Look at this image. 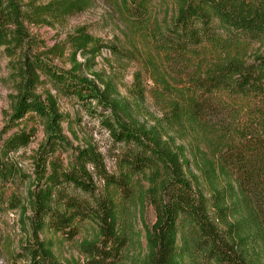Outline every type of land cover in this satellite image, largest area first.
Returning a JSON list of instances; mask_svg holds the SVG:
<instances>
[{"label":"trees","instance_id":"obj_1","mask_svg":"<svg viewBox=\"0 0 264 264\" xmlns=\"http://www.w3.org/2000/svg\"><path fill=\"white\" fill-rule=\"evenodd\" d=\"M161 4L175 8L164 25L152 21ZM88 7L86 0L40 6L0 0V48L19 56L12 115L0 135L2 187L18 176L8 163L10 156L37 136L36 127L22 124L39 121L46 136L26 198L0 199V213L19 211L30 233L8 264H119L128 247L123 220L139 175L147 178L144 201L155 212L154 224L145 228V264H249L232 221L229 192L221 182L234 180L245 196L264 192V0L126 1L127 20L152 42L163 66L197 74L185 84L187 92L174 90L178 98L164 125L150 129L127 122L126 107L109 86L99 89L82 75L84 65L77 64L81 56L90 70L103 49L116 53L115 47L79 29L68 39L74 61L70 71L46 63L45 54L34 51L29 25L58 23ZM253 47L262 52L250 53ZM170 75L158 74V82L169 91ZM41 87L47 88L45 97L37 94ZM59 99L78 104L107 131L121 150L116 176L107 172L94 147L76 149L70 163L60 158L69 146ZM177 126H195L213 136L211 152L176 146L168 129ZM95 177L104 184L102 194ZM85 225L95 226L99 239L83 244V261L61 263L41 240L42 234L52 233L73 242Z\"/></svg>","mask_w":264,"mask_h":264},{"label":"rangeland","instance_id":"obj_2","mask_svg":"<svg viewBox=\"0 0 264 264\" xmlns=\"http://www.w3.org/2000/svg\"><path fill=\"white\" fill-rule=\"evenodd\" d=\"M36 5H47L54 0H26ZM89 7L86 11L70 16L58 23L48 26L29 25L34 51L44 53L43 60L65 71L74 68V61L68 49V39L85 28L89 35L100 40L104 45H112L116 53L103 49L91 64L89 70L81 56H77V64L84 65L82 75L95 82L103 90L109 86L115 99L122 108L126 107V121L131 125L150 129L162 124L166 114H171L172 105L178 97L174 90L187 92L190 77H196L194 70L164 67L162 58L151 41L126 18L125 4L127 0H86ZM175 15L173 5L161 4L152 15L154 24H166ZM253 47L250 53L259 51ZM48 50V52H46ZM33 52L34 54H36ZM262 51H259L260 53ZM209 60V64L213 62ZM18 52L11 54L5 47L0 48V135L12 115V107L16 96L17 70L19 65ZM195 67V65H194ZM187 71V74H186ZM171 74L168 82L172 90H167L159 81L158 74ZM183 87V88H182ZM191 88V87H190ZM47 88H39L38 95L45 97ZM61 114L63 136L69 146L60 158L70 163L76 149L94 147L104 159L107 172L117 175L120 149L114 146L109 134L102 128L99 121L91 117L78 104L65 99L58 101ZM36 127L38 132L33 142L25 149L12 154L9 162L18 171L14 181L2 187L0 181V199L12 196L26 198L34 180V161L40 147L45 143L46 136L40 122L26 120L22 125ZM176 146L188 148L199 147L204 152H211L214 137L202 133L195 126H179L168 129ZM194 168V166L192 165ZM92 171V170H91ZM197 175L196 172L191 170ZM98 193L104 191V184L95 177ZM222 185L229 192V203L232 209V221L239 229V239L245 246V257L249 264H264V192H253L245 196L234 180H222ZM134 195L123 220L128 234V247L119 264H145L149 254L146 238V226L155 222V212L149 203L144 201L149 188L145 176H137L133 181ZM99 231L93 225L80 228L73 242H64L59 236L44 233L41 240L50 245L56 259L61 263L83 261L84 243L96 242ZM30 233L22 222L20 212L5 210L0 213V264H8L22 249Z\"/></svg>","mask_w":264,"mask_h":264}]
</instances>
